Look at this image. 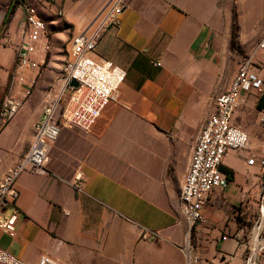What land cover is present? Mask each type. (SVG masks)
<instances>
[{"label": "crops", "instance_id": "obj_1", "mask_svg": "<svg viewBox=\"0 0 264 264\" xmlns=\"http://www.w3.org/2000/svg\"><path fill=\"white\" fill-rule=\"evenodd\" d=\"M108 2L28 0L47 24L41 41L49 42L44 54L54 75L66 61L63 44H71ZM9 6L0 2V100L26 29L25 5L18 4L6 22ZM60 10L64 17L57 18ZM263 23L264 0H127L118 26L95 51L125 70L124 82L89 132L79 138L62 131L46 171L17 180L19 197L4 209L15 229L0 230V249L28 264H38L43 254L65 264H246L250 245L248 254L263 264L264 167L258 161L264 156V110L257 104L264 92H243L246 103L233 123L248 132L250 144L226 154L221 170L232 173L230 178L222 170L230 184L209 197L204 221L190 229L179 205L197 133L210 116L205 109L235 76H222V37L231 36L235 24ZM251 57L250 77L264 85V54ZM23 76L35 79L34 72ZM52 78L36 81L33 101L20 102L0 129V148L21 129L25 142L32 139L42 118L39 94ZM21 89L16 84L11 91L18 101ZM78 171L85 177L83 193L73 186Z\"/></svg>", "mask_w": 264, "mask_h": 264}, {"label": "built area", "instance_id": "obj_2", "mask_svg": "<svg viewBox=\"0 0 264 264\" xmlns=\"http://www.w3.org/2000/svg\"><path fill=\"white\" fill-rule=\"evenodd\" d=\"M24 5L26 29L17 60V71L21 72L20 81L33 84L36 80L26 79L23 73L28 69L40 68L38 55L47 52L49 47L48 41H41L48 27L39 16L35 4ZM126 6L127 0H109L92 22L72 38L63 68L45 92L42 118L34 126L28 150L0 182V230L4 234H12L15 229L14 218L6 215L4 209L14 207L19 197L16 182L20 176L25 172H45L52 146L62 131L78 129L89 132L124 82L125 70L111 61L97 58L95 51L103 35L110 28L118 26L119 17ZM256 52L264 54V33ZM253 64L252 57L240 62L229 89L210 101L212 114L196 136L189 166L179 188L180 209L190 229L204 221L202 209L209 197L216 190H223L230 184L227 174L221 170L226 154L230 150L245 151L249 147L248 132L236 126L233 120L236 111L246 103L244 91L254 87L264 92V85L250 77ZM73 80L78 82V87L71 86ZM55 92L56 96L53 97ZM20 102L10 92L3 101L0 120L4 123L10 121L18 111ZM254 163L255 158L248 160L250 166ZM258 164L264 167V156ZM73 186L77 192H84L85 177L82 171L75 174ZM257 262L252 255L246 258V264ZM0 264L28 263L0 249ZM38 264L65 263L49 254H43Z\"/></svg>", "mask_w": 264, "mask_h": 264}, {"label": "rangeland", "instance_id": "obj_3", "mask_svg": "<svg viewBox=\"0 0 264 264\" xmlns=\"http://www.w3.org/2000/svg\"><path fill=\"white\" fill-rule=\"evenodd\" d=\"M11 1L12 0H0V2L3 3V9L6 5L9 6ZM16 1L19 2L20 4H23V5L25 3H28V0H16ZM10 15L11 14L9 12H7L6 16L4 18V21L7 22L9 20L8 17ZM62 17H64V12H63V10H60L59 12H57V18H62ZM66 28L67 29L70 28V25L67 23H66ZM263 28H264V23L260 27H253V28H239L235 24L233 27V30H232V35L227 37V38L222 37V76L229 75L230 73L233 74V76H234L237 73L240 62H242L243 60H245L248 57H251L256 52L257 44L259 43V41L262 38L263 33H264ZM63 47H64V50L61 51L62 52L61 54L66 55V60H67L68 52L71 49L70 39L66 43L63 44ZM44 57H45V60H44ZM44 57L40 61L41 65H40L39 69H36V70L28 69V70H26V73L34 72L36 81H38L41 78H44L47 74H50L53 76V78L51 79V81H52L51 84H52L57 79L61 70H59L57 72V75H54V72H52V69L48 63V59H49L50 55L47 56L48 59H46L45 54H44ZM15 67L16 68H14L10 74V77H11L10 83L8 84V87L5 89V91L3 93V97L0 100V112H1L2 104H3L5 97L8 94L10 95L12 88L16 84H18L19 87L22 88L19 92V95L21 96L20 101L22 102V104H24L29 98H30L29 99L30 101L31 100L33 101V98H35V96H36V90L35 89H36L37 83L35 82L33 84L32 83L28 84V82H26L25 80L20 81V78H21L20 73L21 72L19 73L17 71V62H16ZM50 85H48L45 88L44 92H41L39 94V99H38L37 104H36L37 108H42V110H43L44 95H45V92L49 88ZM56 92H58V89ZM56 92H55V95L53 97L56 96ZM22 96H24V97H22ZM41 105H42V107H41ZM205 114H208V115L212 114V105L210 102L205 109ZM9 122L10 121H7L4 123L0 120V129L5 127ZM63 132H70V133L76 134L77 137H79V138L85 134L84 132H82L78 129H65V130H63ZM24 135H25L24 130L21 129L19 135L13 141L9 142V144L6 147L0 148V161H1L0 162V182L5 177V175L9 172V170H11L12 167L27 152L31 140L25 142L24 141ZM32 136H33V133L31 135V138H32ZM168 175L170 177V185H171V187H170L171 190L169 189V192H173L174 191L173 174L169 173ZM188 235H189V233H188ZM251 248L252 247H250V245H248L247 250H246V256L247 257L249 256L248 253H249V251H251ZM260 263L264 264L263 260H261Z\"/></svg>", "mask_w": 264, "mask_h": 264}, {"label": "trees", "instance_id": "obj_4", "mask_svg": "<svg viewBox=\"0 0 264 264\" xmlns=\"http://www.w3.org/2000/svg\"><path fill=\"white\" fill-rule=\"evenodd\" d=\"M15 1L16 0H12V4L8 7V12L10 14L14 13L15 8L17 7L18 4H20L19 2L17 1L15 2ZM257 109L264 110V95H262L261 98L259 99L258 104H257ZM222 170L225 171L230 178L232 177V173L229 170L225 168H222Z\"/></svg>", "mask_w": 264, "mask_h": 264}, {"label": "water", "instance_id": "obj_5", "mask_svg": "<svg viewBox=\"0 0 264 264\" xmlns=\"http://www.w3.org/2000/svg\"><path fill=\"white\" fill-rule=\"evenodd\" d=\"M78 82L77 81H75V80H73L72 82H71V86L72 87H78Z\"/></svg>", "mask_w": 264, "mask_h": 264}]
</instances>
